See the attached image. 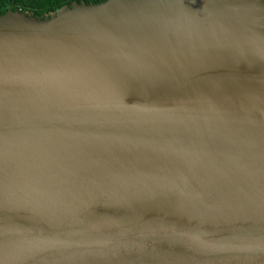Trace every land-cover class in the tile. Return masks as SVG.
I'll return each instance as SVG.
<instances>
[{"label":"water","instance_id":"1","mask_svg":"<svg viewBox=\"0 0 264 264\" xmlns=\"http://www.w3.org/2000/svg\"><path fill=\"white\" fill-rule=\"evenodd\" d=\"M0 264H264V0L0 15Z\"/></svg>","mask_w":264,"mask_h":264},{"label":"trees","instance_id":"2","mask_svg":"<svg viewBox=\"0 0 264 264\" xmlns=\"http://www.w3.org/2000/svg\"><path fill=\"white\" fill-rule=\"evenodd\" d=\"M98 3L105 0H0V15L7 11L17 10L36 17H45L52 11L64 5L71 6L73 2Z\"/></svg>","mask_w":264,"mask_h":264}]
</instances>
